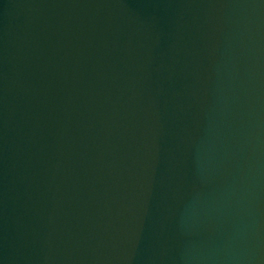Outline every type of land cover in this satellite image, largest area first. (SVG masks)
I'll return each mask as SVG.
<instances>
[{"label": "water", "instance_id": "95a60500", "mask_svg": "<svg viewBox=\"0 0 264 264\" xmlns=\"http://www.w3.org/2000/svg\"><path fill=\"white\" fill-rule=\"evenodd\" d=\"M0 264H264V0H0Z\"/></svg>", "mask_w": 264, "mask_h": 264}]
</instances>
